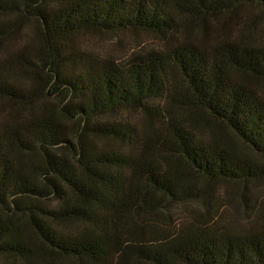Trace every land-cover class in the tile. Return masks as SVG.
I'll return each mask as SVG.
<instances>
[{"label": "trees", "instance_id": "trees-1", "mask_svg": "<svg viewBox=\"0 0 264 264\" xmlns=\"http://www.w3.org/2000/svg\"><path fill=\"white\" fill-rule=\"evenodd\" d=\"M258 12L264 0H0V18L13 17L6 25L16 30L33 20L41 41L34 56L67 76L50 87L61 98L57 114L43 112L45 105L34 113L28 97L11 89L6 72L15 57L0 65V212L22 221L47 249L80 261L105 252L75 241L76 229L106 226L128 233L112 264H264V228L212 242L188 232L191 223L155 226L164 212L198 200L188 177L264 176ZM197 19L237 26L210 54L181 36L167 52L139 51L120 63L63 56L66 41L84 30L185 32ZM123 107L140 110L147 127L117 136L114 150L96 141L102 129L93 123ZM219 127L255 160H242Z\"/></svg>", "mask_w": 264, "mask_h": 264}, {"label": "rangeland", "instance_id": "rangeland-1", "mask_svg": "<svg viewBox=\"0 0 264 264\" xmlns=\"http://www.w3.org/2000/svg\"><path fill=\"white\" fill-rule=\"evenodd\" d=\"M255 16L260 20L257 19L259 24H264L263 13L258 12ZM11 18L13 17L0 18V65L9 56L16 59L15 66L6 72L11 89L28 97L34 113L42 112L40 107L45 105L48 108L43 112L56 115L61 98L59 95L55 98L50 96L52 93L50 87L55 80H62L67 76L56 67L46 66L34 56L41 47L35 22L27 20L14 30L13 27L6 25V21ZM217 26L213 20L202 22L197 19L191 21L185 32L182 29L163 33L133 29L117 32L84 30L66 41L67 48L63 56L74 51L78 52L83 60L98 57L120 63L132 53L139 51L167 52L180 43L181 36L182 41L210 54L216 44L222 43L220 37L237 25L225 21L224 25H219L218 28ZM255 31L258 32L259 29ZM31 63L34 66L30 67ZM64 70L72 71L70 66ZM255 88L264 97V82H257ZM167 110L173 111L169 107ZM75 123L68 122V125L72 127ZM93 125L102 129L96 141L112 146L114 150L120 147L116 141L117 136L131 128L145 131L147 127L140 110L128 107L107 111L97 116ZM219 128L227 143L242 160L248 162L255 160L250 150L231 137L224 127ZM187 180L191 186L199 190L198 200L164 212L162 221L156 220L155 226L175 230L184 223H191L190 226L185 225L188 232L199 234L205 241L212 242L237 237L248 230L264 228V176L248 182H210L199 176L188 177ZM59 205H63V202L58 201L54 204ZM184 219L188 222L183 221ZM76 233L73 234L75 241L83 243L89 241L96 248L103 250L105 255L82 261L58 255L37 240L18 218L0 212V264H112L113 258L123 245V238L128 234L124 229L113 230L106 226L97 229H76Z\"/></svg>", "mask_w": 264, "mask_h": 264}]
</instances>
